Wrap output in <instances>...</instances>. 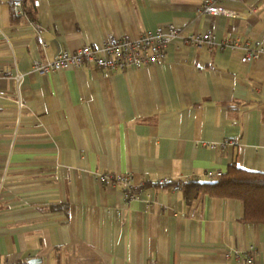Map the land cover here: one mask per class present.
<instances>
[{"label":"crops","instance_id":"0c3cea01","mask_svg":"<svg viewBox=\"0 0 264 264\" xmlns=\"http://www.w3.org/2000/svg\"><path fill=\"white\" fill-rule=\"evenodd\" d=\"M13 1L0 0V262L264 264V223L241 220V200H187L159 182L232 162L264 172V56L240 61L264 44V0H221L234 16L201 12L203 0H26L34 21ZM169 23L240 45L176 40L165 61L114 72L31 66ZM105 172H130L137 198L100 183Z\"/></svg>","mask_w":264,"mask_h":264},{"label":"built area","instance_id":"2783aa9c","mask_svg":"<svg viewBox=\"0 0 264 264\" xmlns=\"http://www.w3.org/2000/svg\"><path fill=\"white\" fill-rule=\"evenodd\" d=\"M21 6V0L13 1L15 13H22ZM199 10L214 15H236L230 9L222 6L221 0H203ZM176 40L191 46L216 44L220 49H232L240 45V40L232 35L218 41L211 30L182 34L175 25L169 23L165 26H157L153 29L141 31L136 35H129L125 32L118 35L109 34L102 39L99 45L83 44L72 51L62 50L52 60L41 61L39 58L33 57L31 66L34 71L41 75L83 66L101 68L108 72L123 71L165 61L167 59L168 46ZM46 45L45 42H42L43 47ZM260 56H264V44L254 41L252 44H245L240 61L241 63H248ZM1 74L10 76L9 71H3ZM21 76V74H16L11 77L18 81ZM3 94L4 91L0 90V96ZM221 144L224 145V143ZM221 175V170H207L201 176L203 179L208 180ZM97 180L100 183L110 182L111 185H119L127 200L136 199L138 196L135 193L136 186L132 182V174L130 172L121 174L100 173L97 174ZM159 182L170 183L171 181L167 177H163ZM171 189L174 191L179 190V183H172ZM0 264L21 263L16 260H6L0 262ZM149 264L156 263L151 261ZM240 264H256L254 255L252 253L245 254Z\"/></svg>","mask_w":264,"mask_h":264},{"label":"trees","instance_id":"16d2710c","mask_svg":"<svg viewBox=\"0 0 264 264\" xmlns=\"http://www.w3.org/2000/svg\"><path fill=\"white\" fill-rule=\"evenodd\" d=\"M21 2L22 13L14 12L13 15L17 18L25 16L34 21L30 12L24 8L26 0H21ZM170 183H179L187 200L195 198L200 193L239 199L243 203L241 220L264 223V172L245 170L232 162L217 178L204 180L189 177Z\"/></svg>","mask_w":264,"mask_h":264},{"label":"water","instance_id":"95a60500","mask_svg":"<svg viewBox=\"0 0 264 264\" xmlns=\"http://www.w3.org/2000/svg\"><path fill=\"white\" fill-rule=\"evenodd\" d=\"M30 262L31 263H38V262H40V259H38V258H32V259H30Z\"/></svg>","mask_w":264,"mask_h":264}]
</instances>
